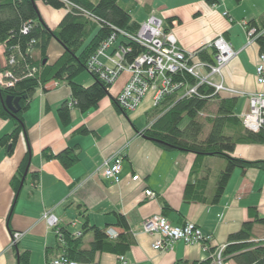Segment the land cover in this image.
<instances>
[{
  "label": "crops",
  "instance_id": "crops-1",
  "mask_svg": "<svg viewBox=\"0 0 264 264\" xmlns=\"http://www.w3.org/2000/svg\"><path fill=\"white\" fill-rule=\"evenodd\" d=\"M120 2L138 25L152 15L161 19L186 52L203 48L204 57L214 60V51L208 48L209 44L218 37L230 43L237 56L223 70L222 80L236 95L227 92L220 95L238 99L236 114L239 118L249 108L248 96L264 93L256 79L260 48L257 43L248 45L245 29L252 22L262 29L264 0ZM37 8L52 31L58 29L68 13L65 9L54 10L43 2H37ZM171 19L174 21L169 25L167 22ZM59 44L54 40L50 43L49 65L55 64L64 54L65 50ZM112 52L113 49L109 51ZM100 62L108 68L113 67L105 58H100ZM6 65L5 47L0 45V69ZM130 78L129 72L120 75L109 96L96 109L86 114L73 109L68 126L61 123L58 110L62 104L71 101L69 84L52 82L36 91L23 115L27 133L20 135L12 155L0 147V264H22L21 255H27L24 264H46L48 259L61 256V240L43 219L46 211L52 212L59 219L60 228L74 237L82 232L87 220L101 229L114 228L115 214L125 216L134 240L130 251L124 255L128 264H217L202 245H186L180 241L166 252L156 251L153 244L157 236L142 231L148 219L163 217L177 227L193 223L204 235L211 237V246L215 249L226 247L231 235L254 220L252 210L256 209L264 218V171L255 168L235 170L217 205L184 201L187 185L194 184L197 178H208L205 196L210 198L221 171L215 173L209 165L214 160L208 157L201 173L192 177L194 154L164 150L143 136L150 124L147 113L153 105L143 110L140 106L125 116L113 102ZM75 82L89 87L94 78L83 72ZM142 117L146 123L141 121ZM81 128L88 129L90 134L80 135ZM14 131L12 120L0 118V139ZM67 149L74 150L79 156V161L69 169L56 159H44V152L59 155ZM28 153L31 160L27 177L16 197L12 182ZM118 154L123 158L122 173L120 183L114 184L99 170L106 160ZM234 156L248 162H264V143H239ZM134 177L139 179L134 181ZM146 191L153 192L154 196L147 197ZM14 233L23 234L16 245L12 244ZM92 240L93 236L87 235L83 240L84 248H88ZM253 240L264 242V227L257 225L254 228ZM94 264H120V257L97 254ZM222 264L236 263L233 259H225Z\"/></svg>",
  "mask_w": 264,
  "mask_h": 264
},
{
  "label": "trees",
  "instance_id": "trees-1",
  "mask_svg": "<svg viewBox=\"0 0 264 264\" xmlns=\"http://www.w3.org/2000/svg\"><path fill=\"white\" fill-rule=\"evenodd\" d=\"M37 2H43L54 10H68L56 31L50 30L43 22ZM173 21L171 19L167 23L171 25ZM140 26L133 21L130 12L121 5L120 0H0V45L5 47L7 60V65L0 71L3 74L9 73L11 77L8 80L14 83L13 87L0 90V118L10 119L15 124V131L0 139V147L6 148L8 155L13 154L20 135L27 133L23 115L28 111L33 96L39 88H45L52 82H67L72 91L71 101L62 104L58 110V117L63 125L70 124L73 109L82 114L96 109L99 103L109 96L112 86L89 71L91 58L104 42L115 35L116 46L123 45L131 49L125 60L128 64L132 63L145 49L122 36L121 32L135 36ZM164 27L168 33L169 28L166 24ZM248 28L256 29L259 34L264 31V21L262 29L253 22L248 24ZM52 40L58 41L65 51L55 64L49 65L48 49ZM256 43L260 53L264 54V35L260 36ZM213 55L215 56V53ZM200 58L211 63L214 61L211 57H204L203 53ZM83 72L90 73L94 78V83L89 87L75 82ZM175 81L189 87L197 84L193 77L185 74L176 76ZM183 93L184 90H181L166 96L158 107H153L147 113L149 120H154L143 132V136L164 150L194 154L196 160L192 177L201 173L206 158L224 160L225 168L217 177L210 198L205 196L208 178H197L194 184L190 182L184 192L186 203L217 205L224 196L235 170L246 171L255 168L264 171V162H248L234 156L239 143L261 144L264 143V135L250 133L244 128L236 114L237 98H224L215 94L214 89L207 85L200 86L197 95L183 97ZM9 96L20 99L19 113L12 114L4 108L2 101ZM113 102L122 114L128 116V113L120 108L117 99ZM211 103H216V113L203 120L201 117L208 111ZM207 127L210 131L203 138ZM78 133L86 136L90 131L81 128ZM43 156L48 161H60L66 169L79 161L78 154L71 149L59 155L44 152ZM30 160L31 154L28 153L12 182L16 197L19 195ZM251 212L254 220L245 223L240 232L229 237L224 260L233 259L236 264H264V242L253 240L254 228L257 225L264 227V218L260 217L256 209ZM115 218L116 224L112 226L114 228L107 226L101 229L92 226L88 220L85 221L80 238H75L61 229V256L82 264H94L96 255L102 253L124 257L134 243L132 229L125 216L115 214ZM110 229L117 232L115 238L108 235ZM89 234L93 236V240L88 248H84L83 240ZM214 251L215 249L211 248L210 253ZM19 257L22 264L27 261V255Z\"/></svg>",
  "mask_w": 264,
  "mask_h": 264
},
{
  "label": "built area",
  "instance_id": "built-area-1",
  "mask_svg": "<svg viewBox=\"0 0 264 264\" xmlns=\"http://www.w3.org/2000/svg\"><path fill=\"white\" fill-rule=\"evenodd\" d=\"M227 15V14H226ZM246 34L248 45L255 44L264 31L259 34L254 28H248L246 25ZM121 35L127 39L139 44L145 49V52L137 57L132 63H126L125 57L131 52V49L118 45L116 46L117 36L113 35L104 42L96 54L91 58L88 69L96 74L107 85H113L124 72H129L131 78L123 91L118 95L117 101L122 110L127 113L135 112L149 92H153V107H158L166 96L175 94L184 90L183 97H191L198 94L200 86L207 85L214 89L215 94L223 92L236 95L235 92L227 88L222 80L223 70L237 56V52L232 45L223 37L216 38L211 42L208 48L215 53L214 61L205 62L201 60L200 55L203 48L196 52H186L179 44L178 40L171 32H166L164 22L152 15L143 23L138 33L133 36L121 32ZM113 49V52H108ZM100 58L107 59L113 67L108 68L100 62ZM13 63V60H11ZM189 75L193 77L197 84L189 87L184 83L175 81L178 75ZM10 74L0 75V90L13 87L14 83L9 81ZM256 79L258 84L264 88V54H260L259 62L256 67ZM249 108L245 111L240 120L244 128L254 134L262 133L264 135V93H256L248 96ZM123 158L116 155L106 160L100 167L103 177L114 184L120 183L122 173ZM139 177H134L137 181ZM147 197L154 196L151 191H146ZM43 219L48 227L53 230L62 240V233L59 219L50 211L43 214ZM142 231L146 234L157 236L153 248L159 252H166L177 242H184L186 245H202L206 252H210L211 237L204 235L200 228L187 223L183 227L171 225L163 217H154L144 222ZM22 233L13 234V245L20 240ZM112 238L117 236L114 229L108 231ZM82 232L75 234V238H80ZM226 247L215 248L212 253L213 259L217 264L224 261V251ZM46 264H82L60 256L55 259H48ZM120 264H128L125 257H120Z\"/></svg>",
  "mask_w": 264,
  "mask_h": 264
},
{
  "label": "rangeland",
  "instance_id": "rangeland-1",
  "mask_svg": "<svg viewBox=\"0 0 264 264\" xmlns=\"http://www.w3.org/2000/svg\"><path fill=\"white\" fill-rule=\"evenodd\" d=\"M54 42H56L57 44H59L58 41H56V40H54ZM59 45H60V44H59ZM60 46H61V45H60ZM153 95H154L153 92H149V93H148V95H147L146 98L144 99V100H145L144 103H142V104L140 105V106H141L140 110H143V109H145V108H147V107L153 105V103H152ZM216 106H217L216 103H211L210 106H209V108H208V111H207L206 113H204L203 116H202L201 118H202L203 120H205L208 116H213V115L216 113V110H217V107H216ZM140 110H139V111H140ZM152 120H154V119L151 118L150 122H151ZM141 121L144 122V123H146V122H145V117H142V118H141ZM185 125H186V123H184V126H185ZM209 131H210V128L207 127V129H206L205 132H204V136H203V138H205V137L208 135ZM212 159H213L214 161H213V163H210L209 165H210V167H212V168L214 169L215 173H217L218 171H222V170L225 168V161H224V160H222V159H218V158H212ZM220 173H221V172H220ZM87 241H88V239L85 240V245L87 244Z\"/></svg>",
  "mask_w": 264,
  "mask_h": 264
},
{
  "label": "water",
  "instance_id": "water-1",
  "mask_svg": "<svg viewBox=\"0 0 264 264\" xmlns=\"http://www.w3.org/2000/svg\"><path fill=\"white\" fill-rule=\"evenodd\" d=\"M2 104H3L4 108L12 114H17L21 111L19 98H14L12 96H9L5 100L2 101ZM27 173L28 172H26V174L22 180L21 188L24 185L25 179L27 177Z\"/></svg>",
  "mask_w": 264,
  "mask_h": 264
}]
</instances>
